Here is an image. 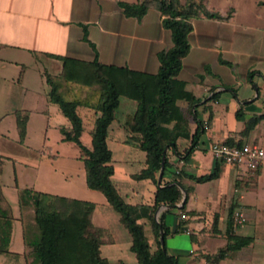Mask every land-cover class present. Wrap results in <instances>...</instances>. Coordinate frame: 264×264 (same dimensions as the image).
Here are the masks:
<instances>
[{"label": "crops", "instance_id": "0c3cea01", "mask_svg": "<svg viewBox=\"0 0 264 264\" xmlns=\"http://www.w3.org/2000/svg\"><path fill=\"white\" fill-rule=\"evenodd\" d=\"M117 1L0 0V138L26 148L29 156L35 154L39 163L48 165L47 156L53 157L52 163L59 160L72 163L77 150L81 154L73 142L64 141L60 136L59 127L69 129L70 123L58 106L49 101V87L43 73L56 75L62 66L52 54L84 61L96 59L106 65L143 73L157 72L158 53L172 45L161 14L149 9L142 18L126 17ZM207 2L213 9H232L233 13L227 21L206 17L192 20L189 50L176 76L184 83L187 95L177 97L174 103L182 111L190 107L191 116L187 120L190 136L198 124L203 129L199 131L197 145L182 165L178 164L180 157L175 152L168 153L170 167L161 183L172 181L176 177L174 171L179 169L183 172L180 183L187 191L183 192L181 203L160 210L170 209L165 215L169 230L165 251L176 258L177 264L194 261L196 264H264V159L250 171L244 166L217 161L209 149L213 142L226 141L264 148V119L243 134L246 122L263 112L264 0ZM214 93L217 97L210 99ZM136 108V101L121 96L108 128L111 180L125 202L149 205L153 203L156 186L149 179L132 177L145 167V153L138 148L133 137L136 135H131L124 125L127 115L133 114ZM17 110L28 113L22 141L16 127ZM78 113L83 122L81 142L90 146V131L97 114L86 108H78ZM63 141L70 143L71 148L61 155L53 154V145H63ZM176 144L178 152L183 153L190 138H179ZM26 162L34 161L30 157ZM215 166L219 173L211 180L196 182L188 177L208 174ZM49 169L60 181L58 170ZM39 172L37 166L34 184L25 188L60 196L56 191L61 190L62 184L47 181L48 189L35 187ZM16 188L20 189L18 185ZM1 198L0 215L12 218L8 244L11 256L7 255L8 261L2 264H29L22 213L18 212L20 216L15 217L13 210L3 211L9 205ZM94 204L92 223L105 231L101 255L110 264H138L130 250L131 236L120 223L119 214L106 200ZM183 212L186 218L180 219ZM235 212L242 214V221L234 225L232 220V234L236 240L244 238L247 242L241 247L238 242L235 250L219 255L227 245L228 221ZM158 215L154 214L155 219ZM139 222L151 247L155 248L150 223L146 219ZM185 228L190 229L189 234L183 231ZM208 241L213 242L212 246ZM21 256L25 257L24 262H20Z\"/></svg>", "mask_w": 264, "mask_h": 264}, {"label": "trees", "instance_id": "16d2710c", "mask_svg": "<svg viewBox=\"0 0 264 264\" xmlns=\"http://www.w3.org/2000/svg\"><path fill=\"white\" fill-rule=\"evenodd\" d=\"M117 3L126 17L142 18L149 9H155L161 14L162 25L170 32L172 45L158 53L159 66L156 73L106 65L96 59L84 61L52 54V57L61 61V71L56 75L45 71L43 76L49 87V101L58 106L70 123L69 129L60 130L64 141L73 142L80 149L86 186L100 192L107 204L119 214L120 223L131 236L130 250L137 263L177 264L176 258L168 255L165 245L162 247L159 239V226L163 229L164 243L169 233L165 215L170 209L160 212L157 219L154 214L161 204L176 206L181 203L183 192L187 191L179 180L183 175L182 170H178V173L174 171L176 177L172 181L161 183L170 167L168 153L175 152L185 160L197 145L203 125L198 124L190 136L187 121L191 116L190 107L182 111L174 103L177 97L187 95L184 83L176 76L189 50L188 34L193 27L192 20L206 17L227 21L233 10L213 9L207 0H136L132 3L118 0ZM121 96L137 103L136 111L127 115L124 125L131 135H136L133 137L137 146L145 153V167L132 177L136 180L149 179L156 186L153 203L149 205L125 202L111 180L113 166L106 138ZM216 97L214 93L210 99ZM78 108H86L97 114L94 128L90 131V146L84 145L80 139L83 122ZM236 116L239 117L238 112ZM15 117L18 137L22 141L28 113L17 110ZM262 119L264 104L262 114L246 122L243 134H247ZM179 138H190V144L183 153L177 150ZM223 143L243 145L232 141ZM165 147L163 171L158 183ZM218 173L219 169L215 166L208 174L188 177L196 182H204L215 178ZM19 204L21 207L32 206L37 229L30 239L26 240L25 236L30 264H110L100 251L105 231L92 223L95 208L93 202L23 188L19 192ZM184 206L185 201L180 209L183 210ZM139 219H146L150 223L155 248L151 247ZM232 220L231 217L228 221L227 231L230 232L227 234V245L219 251V255L235 250L239 243L241 247L247 242L244 238L235 239ZM11 225L10 216L0 215V253L8 252Z\"/></svg>", "mask_w": 264, "mask_h": 264}, {"label": "rangeland", "instance_id": "374dc122", "mask_svg": "<svg viewBox=\"0 0 264 264\" xmlns=\"http://www.w3.org/2000/svg\"><path fill=\"white\" fill-rule=\"evenodd\" d=\"M243 6V4H240ZM244 7V6H243ZM154 12V11H151ZM153 14V13H151ZM61 62L60 60H58ZM1 112V110H0ZM59 127V134L62 137L63 134ZM52 143V140H49L48 143ZM64 142V141H63ZM52 153L56 154L59 153L61 155L62 153H66V150H69L68 148H71L72 146L68 142H64L63 145L57 146L56 144L53 145ZM29 152L26 148L21 147L20 145H15V143L11 142L10 140L6 138H0V200H2V196L4 197V200L8 203L6 208L3 209V211H6L9 213L13 210V215L15 217L20 216L18 212L21 211L22 213V220L24 224V230H25V236L26 240L30 239L34 233L36 232V225L33 219V208L31 205H26L24 207H21L19 204V192L21 189L25 187H29L32 184H34V174L36 167L39 166L40 172L38 181L35 184L36 188H42V189H48L45 185H47L51 181L54 183L62 184V188L58 192L59 194L65 196V197H75L79 200L94 202L95 201H102L105 202V199L103 195L98 192L89 189L85 185V176L83 172V165L82 160L80 159V154L77 150V157L72 156L75 160L72 163H68V161L59 160L56 163H52V156H47L50 162V165L47 164V162H40L38 160L37 155H31L29 156ZM68 154V153H67ZM32 157L33 161L32 163L26 162V159H29ZM115 157H120L115 155ZM47 160V158H46ZM49 168H56L58 170L59 180L55 177H53V172L50 171ZM63 173V175H62ZM19 186L20 189L18 190L16 186ZM60 195V196H61ZM96 196V198L94 196ZM2 205V204H0ZM5 205V204H3ZM32 210V211H31ZM152 233V232H151ZM151 238H153V233ZM212 241L206 242L209 246H212ZM152 245L155 246L154 240L152 239ZM7 255H9L8 252L0 253V264L3 263V261H8ZM11 256V255H9ZM28 257L29 251H28ZM28 258V259H29ZM25 257L21 256L20 262H24ZM31 263V262H30ZM29 263V264H30ZM191 264H196V261L192 262Z\"/></svg>", "mask_w": 264, "mask_h": 264}, {"label": "built area", "instance_id": "2783aa9c", "mask_svg": "<svg viewBox=\"0 0 264 264\" xmlns=\"http://www.w3.org/2000/svg\"><path fill=\"white\" fill-rule=\"evenodd\" d=\"M209 149L213 157L217 161L224 162L228 165L244 166L247 170H255L264 159V148L257 144H243L240 146L228 145L220 142H213ZM183 159H178V164H183ZM179 169L175 172L178 173ZM181 219L186 218L185 214L180 215ZM242 221V214L235 212L233 217V224H239ZM183 231L186 234L190 233V229L185 228Z\"/></svg>", "mask_w": 264, "mask_h": 264}, {"label": "water", "instance_id": "95a60500", "mask_svg": "<svg viewBox=\"0 0 264 264\" xmlns=\"http://www.w3.org/2000/svg\"><path fill=\"white\" fill-rule=\"evenodd\" d=\"M166 149L167 147H165V149L163 150V154H162V158H161V167H160V172H159V176H158V183L160 182V177H161V174H162V171H163V164H164V160H165V152H166ZM169 206L168 205H164V204H161L157 207L156 209V212H155V217H157L158 213L160 212V210H162L163 208H168ZM159 232H160V243H161V246L163 247L164 245V241H163V229L161 226H159Z\"/></svg>", "mask_w": 264, "mask_h": 264}]
</instances>
